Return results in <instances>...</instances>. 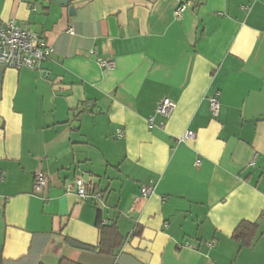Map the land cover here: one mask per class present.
Here are the masks:
<instances>
[{
	"label": "crops",
	"instance_id": "crops-1",
	"mask_svg": "<svg viewBox=\"0 0 264 264\" xmlns=\"http://www.w3.org/2000/svg\"><path fill=\"white\" fill-rule=\"evenodd\" d=\"M9 21L53 53L0 62V264H264V0H0ZM78 178L102 199L68 193ZM98 217L120 234L113 255Z\"/></svg>",
	"mask_w": 264,
	"mask_h": 264
},
{
	"label": "built area",
	"instance_id": "built-area-1",
	"mask_svg": "<svg viewBox=\"0 0 264 264\" xmlns=\"http://www.w3.org/2000/svg\"><path fill=\"white\" fill-rule=\"evenodd\" d=\"M187 11V6L184 3L179 4L175 11L177 18H182ZM70 33L73 29L69 30ZM53 53V48L46 42L45 39L38 36L36 33L28 28L22 27L16 21H9L0 25V62L7 68L16 70L28 69L37 70L42 63L48 61ZM103 69H112L115 67L113 58L102 59L99 62ZM210 106L212 115L217 117L220 113V101L217 98L210 99ZM176 104L170 99H164L158 109L157 113L164 118H170L175 110ZM117 136L119 138L124 136L123 131L118 130ZM196 134L187 132L182 138V141L194 139ZM4 178L0 174V184ZM49 185L48 178L42 173L38 172L34 177V191L36 193L44 192ZM66 191L68 193L75 192L81 200L93 199L99 201L103 195L94 189L92 180L78 178L74 184L67 185ZM141 197L146 199L153 193L151 187H144L141 190ZM264 219V216H263Z\"/></svg>",
	"mask_w": 264,
	"mask_h": 264
},
{
	"label": "trees",
	"instance_id": "trees-1",
	"mask_svg": "<svg viewBox=\"0 0 264 264\" xmlns=\"http://www.w3.org/2000/svg\"><path fill=\"white\" fill-rule=\"evenodd\" d=\"M97 225L100 229V243L98 251L104 255H113L120 249V234L115 225H103L101 217H98ZM257 225L242 222L234 232V238L241 240L244 244H251L255 237ZM60 264H78L71 260L63 259Z\"/></svg>",
	"mask_w": 264,
	"mask_h": 264
},
{
	"label": "water",
	"instance_id": "water-1",
	"mask_svg": "<svg viewBox=\"0 0 264 264\" xmlns=\"http://www.w3.org/2000/svg\"><path fill=\"white\" fill-rule=\"evenodd\" d=\"M69 244L72 247L77 248V249H81V250H85V251H94V249L92 247H88V246L82 245V244L77 243L75 241H70Z\"/></svg>",
	"mask_w": 264,
	"mask_h": 264
}]
</instances>
